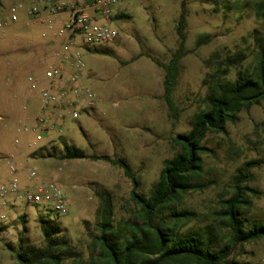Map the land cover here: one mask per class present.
Segmentation results:
<instances>
[{"label":"rangeland","instance_id":"374dc122","mask_svg":"<svg viewBox=\"0 0 264 264\" xmlns=\"http://www.w3.org/2000/svg\"><path fill=\"white\" fill-rule=\"evenodd\" d=\"M75 1L65 0L68 4ZM259 1L128 0L117 6L122 16L109 25L118 34L116 41L86 46L80 36L75 38L79 48H72V52L78 51L83 63L79 82L95 95L94 107L83 110L86 101L82 99L77 119L65 113L61 127L44 133L36 143L44 151L32 156L38 149L32 151L25 146L23 158L18 159L21 187L26 184V170L35 167L38 181L57 183L69 204L64 215H56L48 206H30L21 200L13 208L0 210L5 217L0 225V264L16 263L19 237L23 239V247H43L39 217L57 225L60 235L66 237L77 255V260L69 258L63 264H89L98 254L92 237L97 235L101 198L111 203L114 226L141 223L139 208L130 196L131 182L123 170L103 161H62L58 157L63 143L88 155L123 159L140 182L137 192L147 197L158 179L162 162L180 151L174 138L189 131L193 115L205 106L206 87L202 81L207 70L203 61L222 48L250 53L251 42L249 39L243 42L242 37L255 29L264 33V25L254 10ZM20 2L0 0V18ZM182 3L186 11L188 54L180 61L181 70L172 94L175 111L171 113L163 99L164 71L153 60L167 64L176 50L175 27ZM28 7L24 4L18 10V26L0 34V161L24 146L27 137L22 128L32 123L40 107L38 93L30 90L27 77L43 79L63 43L56 33L67 20L66 15L52 19L47 25L26 24ZM27 40L41 46L40 50L26 47ZM22 48L27 52L21 53ZM250 63L253 56L248 57L239 71ZM58 65L63 66L64 62L59 61ZM236 75L237 71H233L229 78L235 79ZM22 106H26L25 112ZM28 138L33 141L34 134ZM201 145L211 153L201 156L202 173L195 182L207 188L181 199L177 212L187 213L185 217L189 219H183L178 231L203 233L214 227L219 228L216 236L219 239L227 236L217 217L221 210L219 202L231 195L236 170L244 162L264 159V101L248 112H241L235 123H227L225 133H207ZM250 173L254 180L245 185L256 190L257 195L249 194L252 206L243 214L250 221L264 222V166ZM172 213L170 209L162 211L154 219L155 224L172 223ZM22 215L25 222L20 219ZM230 259L240 264H264V242L247 243L233 251Z\"/></svg>","mask_w":264,"mask_h":264},{"label":"trees","instance_id":"16d2710c","mask_svg":"<svg viewBox=\"0 0 264 264\" xmlns=\"http://www.w3.org/2000/svg\"><path fill=\"white\" fill-rule=\"evenodd\" d=\"M254 10L264 25V0L257 2ZM185 27L186 11L182 3L175 27L176 50L167 64L153 60L164 71L163 99L171 113L175 111L172 94L181 70L180 61L188 54ZM248 39L252 45L250 53L222 48L213 51L203 61L207 70L202 81L206 87L205 106L193 115L189 131L174 138L180 151L162 162L158 179L147 197L137 192L140 182L123 159L88 155L73 145L63 143L58 157L62 161H103L120 167L131 182L132 202L139 208L140 224L128 222L114 226L111 203L108 199H100L97 235L92 237L98 254L91 258L89 264H240L230 259L233 251L247 243L264 242V222L250 221L243 214L252 206L249 194L257 195L256 190L245 185L254 180L250 170L264 166V159L244 162L235 172L231 195L219 202L221 210L217 217L227 236L218 239L219 228L214 227L203 233L179 232L178 225L189 218L185 217L187 213H179L176 209L185 195L207 188L195 182L202 173L201 156L211 153L201 145L206 134L225 133L227 123H235L241 112H248L264 101V33L255 29L241 40L247 42ZM249 56H253V63L239 71ZM233 71H237L236 78L230 79ZM42 151L38 149L31 155L36 156ZM169 209L173 212L172 223L155 224L157 215ZM20 219L25 222L24 215ZM38 221L43 247H23V239L19 237L15 264H63L69 258L77 260L66 237L60 235V228L45 217H39Z\"/></svg>","mask_w":264,"mask_h":264},{"label":"built area","instance_id":"2783aa9c","mask_svg":"<svg viewBox=\"0 0 264 264\" xmlns=\"http://www.w3.org/2000/svg\"><path fill=\"white\" fill-rule=\"evenodd\" d=\"M128 0H92L83 7L68 5L65 0H21L12 6L5 17L0 18V34L20 24L18 10L24 4L29 7L25 10L26 21L29 24L47 25L51 20L66 15L67 20L56 33L63 39L56 55V61L49 66L43 79L28 76L27 83L32 91L38 93L40 107L33 118L32 123L23 126L26 133L24 146H20L15 154L4 157L0 164V209L13 207L17 200L23 201L30 206H48L56 215H64L69 200L63 194L59 185L55 182L38 181L37 170L29 167L26 170V188L19 183L20 173L19 156L28 147L32 151L37 149L36 143L42 140V135L56 128H60L67 113L73 120L77 119V109L85 99L86 105L83 110L94 107L95 95L88 89L79 85L80 74L83 70L81 55L78 51L72 52L76 47L75 38L80 36L86 46H96L113 43L118 34L109 26L111 11L119 4ZM45 33H42V37ZM69 63L72 72L65 76L63 66L58 62ZM34 134V140L30 142L28 136ZM19 144L18 140L14 141ZM0 161V162H1ZM7 177V180L4 178ZM5 220L0 214V223Z\"/></svg>","mask_w":264,"mask_h":264},{"label":"crops","instance_id":"0c3cea01","mask_svg":"<svg viewBox=\"0 0 264 264\" xmlns=\"http://www.w3.org/2000/svg\"><path fill=\"white\" fill-rule=\"evenodd\" d=\"M81 0H76L74 3H71V4H68V5H74V6H78V7H83V6H85V5H87V4H90V3H86V2H80ZM120 16H122V12L120 11V9L116 6L115 8H113L112 9V11H111V18H110V20H109V25H110V23L111 22H113V21H115V19H117V18H119ZM19 38V35L18 36H15V41H17V39ZM47 43H49V44H53V41L52 40H47L46 41ZM26 47H28V46H32L33 47V50L34 51H37V50H40V47L41 46H37V44H35L34 42H32V41H30V40H27V43H26ZM76 48H79V45L76 43ZM23 49V48H22ZM25 52H27L26 51V49H23V51H21V53H25ZM30 53V52H29ZM63 71H64V75L65 76H68V75H70L71 74V72H72V68H71V66H70V64L69 63H66V62H64V65H63ZM79 85L80 86H82L81 84H80V82H79ZM26 106H22V110H24L23 112H25L26 110H27V108H25ZM51 142V141H50ZM37 149H39L38 147H37ZM18 151V150H17ZM16 151V152H17ZM25 152H23L20 156H19V158H23V154H24ZM21 164V163H20ZM8 178L7 177H5L4 178V180H7ZM24 185L26 186V184L24 183ZM24 185H22V187H24ZM10 208H13V207H10ZM0 210H3V209H0ZM0 225H1V223H0Z\"/></svg>","mask_w":264,"mask_h":264}]
</instances>
